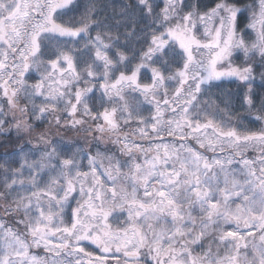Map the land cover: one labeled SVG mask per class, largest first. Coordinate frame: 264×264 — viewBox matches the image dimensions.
Segmentation results:
<instances>
[{
  "label": "snow or ice",
  "instance_id": "snow-or-ice-1",
  "mask_svg": "<svg viewBox=\"0 0 264 264\" xmlns=\"http://www.w3.org/2000/svg\"><path fill=\"white\" fill-rule=\"evenodd\" d=\"M73 2L0 0V90L12 114L9 121L8 113L0 108V130L11 123L17 131L30 135L34 129L23 117L45 120L63 104L72 127L87 123L83 117L97 120L102 116L107 127L97 125L98 131L117 136L114 142L122 144L128 160L114 165L110 160L98 174L99 153L89 154L91 171H81L75 153L65 156L41 132L37 145L45 147L37 148L39 159L29 160L22 153L18 168L4 169L5 192L0 196H11L15 205H8L4 212L22 211L23 219L17 223L24 225L25 232L0 221V264H40L30 248L41 245L50 253L51 264H107L110 258L117 264H143L145 256L153 264H241L240 249H247L250 243L252 259L245 255L242 264H264V127L252 131L218 122L193 103L202 85L236 77L248 86L244 97L248 111L255 112L254 120L264 124V95L257 97L252 90V64L239 67L231 62L238 50L246 61L258 56L264 67V0L244 7L235 0H218L204 12L195 5L185 11L184 0H165L160 11L154 0H137L134 7L145 26L136 47L131 43L137 35L135 28L124 36L123 44L119 36L101 31L92 35L90 10L79 19L64 21L62 17L68 14L64 10ZM245 11L251 13L247 25L255 34L251 41L237 24ZM198 25H203L202 34ZM85 54L88 59L78 70L77 61ZM205 55L206 59L198 58ZM224 61H228L227 67L218 69ZM41 65L44 70L39 81L29 85L26 73L33 66L39 71ZM142 71H150V84L140 82ZM261 77L264 80V73ZM166 80L176 82L172 95ZM94 89L101 93L102 107L105 99L113 105L95 115L90 107ZM126 91L139 93L143 101L133 97L137 99L133 107ZM37 97L42 98L39 105ZM140 103L152 105L154 114L141 115ZM165 112L171 113L167 120ZM53 119L58 127L67 123L59 115ZM121 121L125 125L136 121L141 139L161 140L152 156L148 155L153 152L151 143L144 146L119 138ZM163 135L174 141L164 143ZM189 140L213 155L193 148ZM249 147L259 148L258 167H254L256 160L243 158V150ZM226 150L227 155L217 154ZM237 156L241 159L236 160ZM233 163L244 166L239 170L240 179L232 174ZM45 170L48 179L42 175ZM73 193L81 199L65 224L61 213L70 197L75 199ZM114 213H126V217ZM211 229L216 240L230 247L231 254L214 257L210 247L201 255L194 254L191 245L200 243ZM253 230L259 231V244L247 239L253 237ZM50 237H57V242ZM87 244L95 245L100 255L87 251Z\"/></svg>",
  "mask_w": 264,
  "mask_h": 264
},
{
  "label": "rangeland",
  "instance_id": "rangeland-1",
  "mask_svg": "<svg viewBox=\"0 0 264 264\" xmlns=\"http://www.w3.org/2000/svg\"><path fill=\"white\" fill-rule=\"evenodd\" d=\"M155 1V0H154ZM164 4L165 0H156ZM76 0H74L73 3H75ZM73 5L70 6V9ZM69 10L65 9L64 11ZM251 16V15H250ZM200 29V34L203 33V25H198ZM255 39V38H254ZM81 50H83V42L80 44ZM94 55V53L92 54ZM198 58H203L206 59V55L201 57L198 56ZM43 59V58H42ZM88 59V54H85L81 57L80 60L77 61V68L78 70L83 67V61ZM231 62L234 66H239L243 67L245 66L246 63H249V61H246V58L244 57V54L240 51H234L233 55L231 57ZM228 61H224L222 64L218 65V69H224L227 67ZM44 70V65L40 66V70L37 71L36 67L33 66L30 68L29 72L26 73V76L30 77L27 80V83L29 85L35 84L39 81L41 74L43 73ZM147 75V81L141 79L140 77V82L142 84H150L151 83V73L150 71H147L145 73ZM118 75V73H117ZM167 76V75H166ZM223 81H237V82H243L239 80L236 77H226L222 78L219 81H212L209 84L202 85V91L201 93L198 94V99L197 101H194L193 103L198 106V110L201 113H208L210 116L214 117L218 122H222L224 124H231V122L224 118V116L221 114L219 107L212 101L210 100L208 90L210 88L214 87L215 84H218ZM244 83V82H243ZM166 84L169 85L168 92L169 95H172L174 91V86L176 84L175 81H167ZM253 81L251 82V85H253ZM53 87H56V85H53ZM11 92V88L9 89ZM95 92V97L93 100L90 102V107L93 110V115H95L97 112H103L105 107L111 108L113 105L107 102V99H105L103 107L101 106L100 102V95L101 93L99 91ZM126 96L128 97V102L130 105L135 107L137 105V99H133V97H137L139 101H143V97L139 96V93H129L126 91ZM208 94V97L206 96ZM42 98L37 97L36 98V103L37 105L40 104ZM21 105H23V100L21 101ZM118 106V105H117ZM30 107V105H29ZM0 108H4V110L8 113L7 118L11 119L12 121V114L11 110H9L8 105H7V98L4 97L2 90H0ZM148 109H151L152 111L149 112ZM139 110L140 114L143 115L144 117L148 118L152 114H154L155 109L152 105H149L147 103H140L139 105ZM191 110V109H190ZM53 115H59L63 121H67V123L61 124L59 127L56 125L55 120L53 119ZM16 116L19 117L20 113L17 111ZM117 116H120V113L117 112ZM171 116L170 112H165L164 113V119L167 120ZM24 120H26L28 123L36 124L38 121L35 119H30L29 116L23 117ZM77 119H80V114L77 113L76 116ZM203 118V116H202ZM71 117L67 115L65 111H63V104L60 106V110H58L56 113H52L48 115V118L45 120H41V122H46L48 129L53 130L52 133V138L48 136V139L52 141L54 144H57L61 147V149L64 151L65 156H71L74 153L77 155V159L79 162V168L81 171H91L90 165H89V160H88V155L96 156L97 153H99V157L96 160V168L97 172L103 173L105 169L109 166L110 160L112 164L114 165L117 161L120 163H124L125 161L128 160V156L123 154L121 151L122 144L121 143H116L117 136L109 133V132H104L101 133L97 129V125H103L107 127L105 121L103 120V117L100 116L99 119L97 120H92L89 117H83L84 120L87 121V123L76 125V127L71 126ZM136 121L131 122L129 125H125L123 121L120 122V131H119V138L123 140L125 137L132 142H135L136 144H141L144 146H148L150 143L153 145V152H149L148 155L149 157L154 154L155 151V145L160 144L161 140H149L147 138L141 139L138 130L136 129ZM264 127V126H263ZM13 129H16V127H12ZM254 131V130H252ZM28 135V133H26ZM49 135V134H48ZM164 143L172 142L174 141L173 137L163 135L162 137ZM62 140V141H61ZM176 143H179V141H175ZM193 148L198 149L201 152H204L205 155L211 157L213 155L212 152L207 151L205 152L204 149H199V145L196 144L195 141L189 140L187 141ZM45 146L43 144L37 145V141L33 143H28L25 147H22V149L12 155L9 159H5L6 165L8 166V169H15L18 168L21 164V154H26L27 158L29 160L31 159H39V152L37 151V148L43 149ZM102 148V149H101ZM226 150L224 153H217L218 155H227ZM163 152V149L161 148V153ZM137 158L140 162H143L144 157L137 152L136 153ZM260 155L259 148H253L249 147L245 150H243V158L248 159V160H256L257 164L254 165V167L259 166V160L257 159ZM241 157L237 156L236 160H240ZM244 166L240 163H233L230 168L232 171V174L236 176L237 179H240L241 177L239 176V170L242 169ZM126 171V169H124ZM11 175V171L8 173ZM25 176L28 175V170L25 169L24 172ZM259 174V173H257ZM45 179H48V173L47 170L42 174ZM88 180H91V176H89ZM102 182L106 181L105 176H101ZM221 180H223V174L221 175ZM108 186H111L110 181H106ZM87 187V184L85 185ZM19 189L17 192H13L12 195L15 196L19 193ZM77 193H78V186H77ZM73 193V196L75 199H72L70 197L69 205L65 207L64 211L61 213V216L63 217V221L65 224L69 223L72 215V209H75L77 207V200H80L81 197L77 194ZM27 194V193H23ZM142 194V193H141ZM110 195V193H109ZM11 202H12V197L10 196ZM237 203H240L239 200L236 201ZM12 205V203H11ZM235 207V204L232 205ZM15 208V206L13 207ZM119 214L123 217H126V213H114V215ZM10 217L11 219H7L6 221V226H10L20 233L25 232V227L23 224H18L17 221L20 219H23V212H14L13 214L9 215L7 214L6 217ZM2 218H5L3 215ZM1 221V220H0ZM14 221V222H12ZM2 222H4L2 220ZM13 223V224H12ZM56 223H59V220H56ZM246 231V230H245ZM254 235L253 237H247L249 241H253L257 244H259L258 236H259V231L258 230H253ZM29 242H31V237H26ZM53 243L57 242V237H50ZM2 242V241H0ZM192 249L194 250L195 255H201L209 250V247L211 248V253L213 254L214 257L219 256L221 258L225 257L226 255L231 254V249L230 247H225L224 244H221L218 240L215 239V230L211 229L209 232V235L204 237L202 241L198 244L191 245ZM86 250L89 252H93L95 255H100L99 249L95 247V245L87 244L86 245ZM30 254L35 255L40 258V264H44V261L47 260L48 264H51V255L48 253L44 246L41 245L40 247H31L30 248ZM111 256V254H109ZM247 256L249 260L252 259V249H251V243L249 244V247L247 249H240V256L239 260L241 261V264L243 262V259ZM67 259H73L74 257H68ZM143 264H153V261L148 258L147 256L142 257ZM107 264H117V261L114 258H110L107 262Z\"/></svg>",
  "mask_w": 264,
  "mask_h": 264
},
{
  "label": "trees",
  "instance_id": "trees-1",
  "mask_svg": "<svg viewBox=\"0 0 264 264\" xmlns=\"http://www.w3.org/2000/svg\"><path fill=\"white\" fill-rule=\"evenodd\" d=\"M217 2L218 0H184L185 11L193 5L197 6L201 12L208 11ZM235 2L240 7H244L245 5H253L257 0H235ZM136 3L137 0H76L71 9L65 11L68 14L63 16L62 19L64 21H68L72 17L79 19L86 10H90L94 29L92 35H95L96 31H101L112 37L119 36L120 43L123 44L125 43L124 36L129 34L132 28H135L137 35L132 37L131 43L133 47H136L141 40L140 30L145 26L141 21L139 9L134 7ZM154 4L157 11H160L163 7V4L159 1L155 0ZM250 15V12L245 11L242 16L238 17L237 21L238 28L245 31L246 39L249 41L255 38L252 30L247 28ZM249 63L253 66L254 79L252 81L254 84L251 85L252 90L257 97L262 96L264 95V80H262L261 73H264V67L260 66L258 56L249 60ZM146 72L142 71L140 77L147 81ZM165 75H168V73L165 72ZM247 91L248 86L245 82L223 81L210 88L208 94L212 103L214 102L219 107L221 114L231 122V125L256 131L263 127L264 124L254 120L255 112L248 111L244 103ZM208 94L206 95L207 97ZM7 119L11 121V119ZM46 124V122H41V120L36 124L33 121L31 125L34 130L30 135L13 129L12 127L15 126L11 123L4 130H0V193L5 192L3 184L4 169H8L5 159H9L12 155L18 153L28 143L35 142L36 137L41 132L49 134L48 136L52 138L53 130L48 129ZM11 203L10 196L7 199L0 196V220H3L5 224H7L5 220L11 218L9 216L6 217L7 214L4 212V208ZM11 206L14 207L15 205L12 204ZM3 215L5 218H2Z\"/></svg>",
  "mask_w": 264,
  "mask_h": 264
}]
</instances>
